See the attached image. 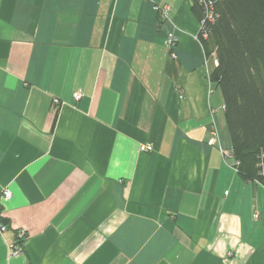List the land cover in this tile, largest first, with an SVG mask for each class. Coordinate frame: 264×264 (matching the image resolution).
<instances>
[{
    "label": "crops",
    "instance_id": "obj_1",
    "mask_svg": "<svg viewBox=\"0 0 264 264\" xmlns=\"http://www.w3.org/2000/svg\"><path fill=\"white\" fill-rule=\"evenodd\" d=\"M192 6L0 0V264H264V185L223 157Z\"/></svg>",
    "mask_w": 264,
    "mask_h": 264
},
{
    "label": "trees",
    "instance_id": "obj_2",
    "mask_svg": "<svg viewBox=\"0 0 264 264\" xmlns=\"http://www.w3.org/2000/svg\"><path fill=\"white\" fill-rule=\"evenodd\" d=\"M192 3L199 23L201 8ZM210 10L214 22L200 42L213 66L208 80L221 92L239 176L264 185V0H211Z\"/></svg>",
    "mask_w": 264,
    "mask_h": 264
},
{
    "label": "built area",
    "instance_id": "obj_3",
    "mask_svg": "<svg viewBox=\"0 0 264 264\" xmlns=\"http://www.w3.org/2000/svg\"><path fill=\"white\" fill-rule=\"evenodd\" d=\"M198 4L201 8L202 16L199 20V27L197 33V39L201 42V39H206L208 36L209 24L214 22L213 13L210 10L211 0H191ZM153 10L157 13L159 27L162 26L163 23L170 22V11L171 7L167 4H154ZM164 46L169 49L170 56L172 58L176 57L175 47L177 45V37L173 31H169L166 34V37L163 41ZM212 64L216 65L217 60L215 56L212 55ZM213 92V89L210 88V93ZM73 97L76 101L80 100L82 94L80 92H74ZM54 105H59L60 100L58 98H54L52 100ZM217 140V132L212 131L211 138L209 140L210 144H213ZM139 150L142 152H149L152 151V146L150 145H141ZM223 157L225 159H234L233 154L230 151H222ZM234 165L237 166L238 162L234 161ZM11 198V191L8 188H0V199L8 200ZM6 229V225L0 223V231H4ZM26 239V233L24 230H18L15 234V238L10 245V252L12 255H19L23 252L24 241Z\"/></svg>",
    "mask_w": 264,
    "mask_h": 264
},
{
    "label": "rangeland",
    "instance_id": "obj_4",
    "mask_svg": "<svg viewBox=\"0 0 264 264\" xmlns=\"http://www.w3.org/2000/svg\"><path fill=\"white\" fill-rule=\"evenodd\" d=\"M218 95H221V92L218 89H214ZM212 93V92H211ZM223 115V114H222Z\"/></svg>",
    "mask_w": 264,
    "mask_h": 264
}]
</instances>
